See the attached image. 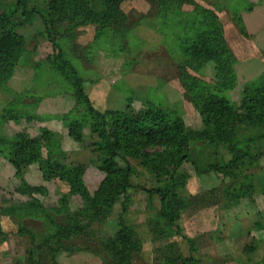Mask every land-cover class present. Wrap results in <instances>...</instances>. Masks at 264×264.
I'll use <instances>...</instances> for the list:
<instances>
[{
  "label": "rangeland",
  "instance_id": "rangeland-1",
  "mask_svg": "<svg viewBox=\"0 0 264 264\" xmlns=\"http://www.w3.org/2000/svg\"><path fill=\"white\" fill-rule=\"evenodd\" d=\"M114 2L29 0L47 19L60 57L40 16L25 17L18 0H0V36L15 41L9 55L0 53V139L48 131L54 157L68 168L82 167L84 189L93 196L106 175L98 168L100 139L79 99L78 77L100 112L154 107L167 121L180 118L190 133L185 153L191 161L176 170L175 163H163L165 170L148 163L146 158L156 160L166 149L160 144L142 147L140 157L126 154L135 168L132 187L110 201L109 215L92 220L67 244L75 248L59 251L55 263L45 264H108L101 241L120 230L121 218L142 244L132 264H171L162 258L165 243L155 235L163 226L156 220L159 198L145 190L168 184L171 171L169 211L181 229L172 241L183 258H192L188 264H264V124L240 119L216 128L223 140L203 139L206 125L195 96L205 90L220 94L246 117L240 109L243 94L264 81V0H124L115 15ZM208 38L210 46L225 52L220 72L215 61L201 64L186 52ZM229 68L234 81L220 85L219 73ZM7 148L0 145V239L7 236L0 244V264H30L36 258L34 240L51 228L45 212L60 207L66 188L46 180L37 163L19 176ZM239 153L247 155L237 168L206 171ZM85 204L75 194L64 212H79Z\"/></svg>",
  "mask_w": 264,
  "mask_h": 264
},
{
  "label": "trees",
  "instance_id": "trees-1",
  "mask_svg": "<svg viewBox=\"0 0 264 264\" xmlns=\"http://www.w3.org/2000/svg\"><path fill=\"white\" fill-rule=\"evenodd\" d=\"M114 1L116 7L112 10V13L115 15L117 14L118 6L124 0ZM18 3L25 17L40 16L43 19L49 39L61 57L62 51L50 34L51 31L47 19L41 12L29 7V0H18ZM5 38L0 36V53L2 56L9 55L13 49L11 43H15V41L10 42ZM208 39L202 43L203 45L196 44L189 50L187 49L186 52L191 59L197 60L201 64H206L212 60L215 61L218 63V72H220L221 62L226 60L223 54L225 52L220 46L218 48L216 44H214L215 46L213 44L210 46L211 38ZM11 47L12 49L10 50ZM64 63L71 71L74 70L68 62ZM232 72V69L229 68L227 72L219 73L220 85L228 79L231 82L234 81V73L232 74ZM75 79L79 99L86 107L89 118L93 122L92 127L98 133L100 139L97 144L99 151L98 168L106 175L100 189L93 196L89 195V192L84 189L82 167L68 168L62 165L57 157H54L55 153L51 143L52 137L48 131L44 130L41 135L34 138L21 133L17 134L10 142L0 139V145L8 147L7 149L11 154L10 161L17 169L19 176L30 165L37 163L46 180L57 183L62 182L65 184L61 183L62 187L66 188L61 197L60 207L54 209L55 211L50 212L49 210V212H45L51 228L46 236L41 237L40 241L34 240L33 253L34 255L36 254V258L32 259L30 264H45L48 263L49 259L52 263H55L56 254L59 251L72 248L67 244L77 234L82 233L85 227H91L92 220H96L97 217H104L103 213L109 215L112 207L110 201L113 200L115 202L121 192L127 193L132 187L131 176L135 168L126 157V154L140 157L143 156L142 147L147 148L153 144H160L166 149L162 153H157L156 160L147 159L148 155L145 154L144 156H146L148 163L158 164L156 167H160L161 170H165V168H161L163 163H175L173 170H176L185 161H191L189 154L185 153L190 133L180 118L167 121L165 113L154 107H148L140 111L100 112L94 107L85 93L78 77ZM195 96L200 99L203 121L206 125L203 135L199 136L203 139L209 138L211 141L223 140L224 138L221 139L222 133L219 130L227 129L229 125L236 123L240 119L249 123L264 124V81L253 90V93L244 92L240 109L246 111V117L241 115L238 108L231 107L220 94L216 96L214 92L211 93V91L205 90L195 94ZM72 135L75 134L72 132ZM76 140H81L80 135L76 137ZM44 148H46L47 157L44 155ZM246 155L245 153H239L224 166L212 165L206 171L216 170L220 173H227L230 169L237 168L242 162V158ZM172 174L173 172L171 171L168 184L152 190H145L151 195H156L160 201V213L156 220L157 223H163V226L160 229L158 227L155 229V235L165 243V245L160 246V249H164V251L162 250V258L171 264H182L183 259H185L184 263L188 264L192 261V258H183L175 248L176 242L172 241L173 235H180L181 233L180 227L175 222L174 216L171 215V211H169L172 204L171 196H173L172 193L175 186V178ZM115 182L118 184L114 185ZM25 186L32 192L38 193L42 191V189L37 187ZM75 194H79L81 198L85 199L84 209L79 212H70L69 210L64 212L66 211L65 208L69 198ZM34 202L38 203L36 199H34ZM43 211L47 210L43 207ZM62 213L63 219H58L57 216ZM1 229L0 224V233ZM5 237L7 236L5 235L3 239H0V244L5 241ZM72 246L73 248L76 247L75 245ZM190 246L192 247L193 245L191 244ZM141 248L142 244L139 237L130 224H127L122 218L120 230L113 237L101 241V252L104 254V258L106 256L108 264H132Z\"/></svg>",
  "mask_w": 264,
  "mask_h": 264
}]
</instances>
